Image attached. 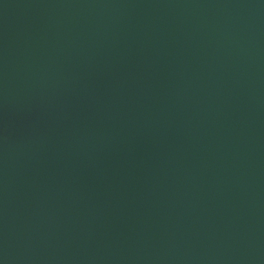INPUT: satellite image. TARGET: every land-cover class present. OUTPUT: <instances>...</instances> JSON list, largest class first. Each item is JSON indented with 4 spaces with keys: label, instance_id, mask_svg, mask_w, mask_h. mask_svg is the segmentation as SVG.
<instances>
[{
    "label": "water",
    "instance_id": "95a60500",
    "mask_svg": "<svg viewBox=\"0 0 264 264\" xmlns=\"http://www.w3.org/2000/svg\"><path fill=\"white\" fill-rule=\"evenodd\" d=\"M0 264H264V0H0Z\"/></svg>",
    "mask_w": 264,
    "mask_h": 264
}]
</instances>
